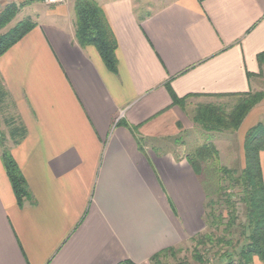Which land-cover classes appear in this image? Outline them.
Wrapping results in <instances>:
<instances>
[{
    "label": "crops",
    "instance_id": "0c3cea01",
    "mask_svg": "<svg viewBox=\"0 0 264 264\" xmlns=\"http://www.w3.org/2000/svg\"><path fill=\"white\" fill-rule=\"evenodd\" d=\"M95 1L117 40L115 71L78 41L76 0H0V13L19 6L0 36L37 24L0 57L11 131L25 133L7 146L30 192L19 205L0 144V264H150L210 230L213 194L179 135L187 106L258 90L264 0ZM262 115L264 99L245 132ZM261 166L264 177V149Z\"/></svg>",
    "mask_w": 264,
    "mask_h": 264
},
{
    "label": "trees",
    "instance_id": "16d2710c",
    "mask_svg": "<svg viewBox=\"0 0 264 264\" xmlns=\"http://www.w3.org/2000/svg\"><path fill=\"white\" fill-rule=\"evenodd\" d=\"M19 6L8 4L0 13V29L6 27L16 17ZM76 36L82 46L94 45L101 54L107 67L111 71L117 69V40L108 22L105 12L95 0H76ZM37 24L26 18L0 36V57L14 44L27 35ZM260 64H264V52L258 56ZM173 103L183 105L186 99H181L171 89ZM226 96V95H220ZM239 99L235 107L227 111L218 104L200 105L192 117L193 122L209 132H222L226 130L237 131L249 112L264 98L262 92H249L227 95ZM12 138L19 143L24 137L23 127L14 126ZM6 137L0 135L2 160L7 175L11 181L19 205L30 198L27 181L15 160L11 149L5 144ZM264 149V125L262 123L249 129L245 135L244 152L245 165L240 170L222 167V175L229 179V187H238L241 192L240 202L244 205L243 221L240 220L238 210L239 201L236 193H226L223 206L226 214L218 212L219 199L209 195L207 201L206 218L210 230L192 239L195 243L194 258L200 262L206 259L209 248L200 250L207 242H215L220 247L217 252L223 264H253L254 258L264 263V177L261 166V152ZM219 151L214 143H204L188 155V160L197 174L204 172V166L212 159L217 158ZM223 188V187H222ZM225 216L227 221L225 222ZM214 229V231H212ZM222 229V230H221ZM238 230L240 237L234 239V230ZM216 231L222 235L216 236ZM215 232V233H214ZM231 247V249H229ZM174 250L165 249L151 258L155 261L162 254ZM121 264H135L125 261Z\"/></svg>",
    "mask_w": 264,
    "mask_h": 264
},
{
    "label": "rangeland",
    "instance_id": "374dc122",
    "mask_svg": "<svg viewBox=\"0 0 264 264\" xmlns=\"http://www.w3.org/2000/svg\"><path fill=\"white\" fill-rule=\"evenodd\" d=\"M21 18L22 16H20L18 19ZM2 92V89H0V135H5V144L8 145L11 142V122L15 123L17 121L15 112L16 109L15 106L11 104V101L6 98ZM255 92H262L264 94V78L262 79V81H260L258 90H255ZM238 101L239 99L237 97H219L205 102L203 101V103L200 102L198 106L207 104H218L224 106L227 111H230L235 107ZM198 106H187L185 110V121H187L188 117L191 121V126H189L188 123H185L187 129L181 132V135L179 136L186 140L189 151L192 152L196 147L204 143L215 144L219 151V155L217 158H214L212 159V161H209L207 164H205L203 173L205 183L209 191L212 192V197L214 199H219L218 201L220 202V204L218 205V212H223L224 214H226V211L224 210L225 206H223L224 200L226 198V193H236V200L239 201L238 210L240 213V220L243 221L244 205L242 204V202H240L241 189H239L237 186L229 187V179H227L225 175H222L221 168L228 167L240 170L244 167V141L245 135L247 133L245 131L253 124V122H255V120L250 118L249 120L244 121L239 130L237 131L226 130L222 132H209L204 130L201 126L195 124L192 121V117ZM258 119H260L262 124L264 125V115L258 116L257 120ZM188 126L190 127L189 129ZM227 219L228 218H226L225 216L224 221L226 222ZM212 231H214V229ZM221 235V231H216L215 237ZM232 237L234 239H238V237H240L237 229L236 231H234V235H232ZM220 247L221 246H219L215 242H207L206 246H200L199 249L202 251L206 248L210 249L206 256L208 262L205 263H200L194 258L195 243L190 242L189 244L181 248H176L172 251L162 254L159 258H157L154 262L152 261L150 264H223V261L217 254ZM229 249H231V247Z\"/></svg>",
    "mask_w": 264,
    "mask_h": 264
},
{
    "label": "built area",
    "instance_id": "2783aa9c",
    "mask_svg": "<svg viewBox=\"0 0 264 264\" xmlns=\"http://www.w3.org/2000/svg\"><path fill=\"white\" fill-rule=\"evenodd\" d=\"M46 5H59L64 4L66 0H43Z\"/></svg>",
    "mask_w": 264,
    "mask_h": 264
}]
</instances>
